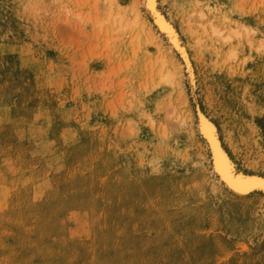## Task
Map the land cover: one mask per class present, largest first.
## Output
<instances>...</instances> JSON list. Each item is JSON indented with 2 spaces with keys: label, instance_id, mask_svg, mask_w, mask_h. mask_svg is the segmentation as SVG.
<instances>
[{
  "label": "rangeland",
  "instance_id": "obj_1",
  "mask_svg": "<svg viewBox=\"0 0 264 264\" xmlns=\"http://www.w3.org/2000/svg\"><path fill=\"white\" fill-rule=\"evenodd\" d=\"M132 1L0 0V264H264V0Z\"/></svg>",
  "mask_w": 264,
  "mask_h": 264
},
{
  "label": "bare ground",
  "instance_id": "obj_2",
  "mask_svg": "<svg viewBox=\"0 0 264 264\" xmlns=\"http://www.w3.org/2000/svg\"><path fill=\"white\" fill-rule=\"evenodd\" d=\"M133 1H132V3H133ZM146 5H148L149 7L153 8L154 5H155V0H147ZM155 12L156 11L154 9V13ZM156 15H157L156 17L154 15V18H156V21L159 23L160 27L163 30L166 31V34L168 33V36L169 35L171 36L172 39L170 38V40L174 44H177L178 42H177L176 38L174 37L175 34L174 35L172 34L173 33L172 25L169 22H167L160 14H156ZM217 31H218V29H217ZM182 53H184V52H182ZM186 65H187V63H186ZM200 117H199L200 118L199 125L201 126V130L203 131L202 133H204V135L206 136L205 138H207L206 141H207L208 147L210 148L209 150L212 153L211 155H212L213 161H214V164H213L214 165V169L219 174V179L221 181H223V184L232 193L237 194V195H245V194H247L248 193L247 191L235 190V189L231 188V186L228 184V182L226 180V177L228 178V176H229V178H230L231 174L233 173V171H232L233 169L231 168L232 164L230 162V159H229L227 153L224 151L223 147L221 146V143H220V141L218 139V136L216 135V132L214 130L215 126L211 122H209L205 117H203L201 115H200ZM241 176H242L241 174H237L235 177H231V178H233V180H238V179L241 178ZM242 177H244V176H242ZM245 178L253 180L254 182H257V181L259 182L260 179L264 180L263 177H259V176H256V175H254L253 178H250L249 176H245Z\"/></svg>",
  "mask_w": 264,
  "mask_h": 264
},
{
  "label": "water",
  "instance_id": "obj_3",
  "mask_svg": "<svg viewBox=\"0 0 264 264\" xmlns=\"http://www.w3.org/2000/svg\"><path fill=\"white\" fill-rule=\"evenodd\" d=\"M237 175V172H234L231 174V177H235ZM241 178L238 180H233V178L226 177V180L228 184L231 186V188L238 190V191H247L250 192L251 190H254L256 188H264V180L260 179L258 182H254L253 180L246 179L245 176H249L250 178H253L254 175H248V174H241Z\"/></svg>",
  "mask_w": 264,
  "mask_h": 264
}]
</instances>
